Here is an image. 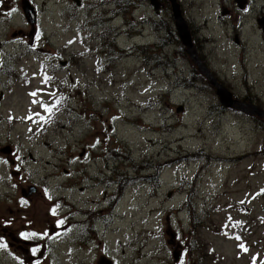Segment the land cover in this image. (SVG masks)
Returning <instances> with one entry per match:
<instances>
[{
    "label": "rangeland",
    "instance_id": "374dc122",
    "mask_svg": "<svg viewBox=\"0 0 264 264\" xmlns=\"http://www.w3.org/2000/svg\"><path fill=\"white\" fill-rule=\"evenodd\" d=\"M32 1L35 35L22 0H0V230L40 233L30 251L49 237L46 264H264V118L223 107L183 46L158 42L148 0ZM179 1L210 74L264 112V0Z\"/></svg>",
    "mask_w": 264,
    "mask_h": 264
},
{
    "label": "water",
    "instance_id": "95a60500",
    "mask_svg": "<svg viewBox=\"0 0 264 264\" xmlns=\"http://www.w3.org/2000/svg\"><path fill=\"white\" fill-rule=\"evenodd\" d=\"M74 1L78 4V0H74ZM169 2L171 3L172 6L175 28L178 32L181 43L185 47V52L187 53L189 59L197 66V69L206 77L209 84L214 87L220 104L225 108H232L247 115H255L257 117L264 118V112L256 108L254 105L242 104L238 102L236 99H232L233 98L232 94L229 91H227L226 88L223 85H221L210 74V72L207 70V68L204 66V64L197 56V53L191 41V36L188 27L179 10V5L177 4L176 0H169ZM22 4H23L22 10L25 14L26 19L28 20V22L31 23V25H34L35 22L34 10L30 7L27 1H23ZM259 28L264 31V21H259ZM3 151H8V150H3ZM35 192L36 190L34 187H30L27 192L23 191L25 197H28ZM175 259H177V254H175ZM102 260L99 261L98 264H105V262ZM106 264L109 263L106 262Z\"/></svg>",
    "mask_w": 264,
    "mask_h": 264
},
{
    "label": "flooded vegetation",
    "instance_id": "af4514ba",
    "mask_svg": "<svg viewBox=\"0 0 264 264\" xmlns=\"http://www.w3.org/2000/svg\"><path fill=\"white\" fill-rule=\"evenodd\" d=\"M150 2H151V0H148V5L150 8H152L153 15L150 13L144 14L143 21H148V20H146V16L147 17L151 16V18L153 17V19H155V17H157L158 21H159L157 24L160 25L165 32H166V28H167V34L164 38H160V42L164 45L168 44L169 42L172 41L171 35H173L174 38L176 35V33L172 27V16L170 17V13H171L170 4L167 0H154L155 7H153V6H151ZM144 3L147 4V1H144ZM250 4H251V0H247L248 7H250ZM117 5H118V9L122 8L124 11H129V9L131 7L137 5V2L135 1L131 5L130 0H121V3L119 1V3ZM225 10L228 11L229 17L233 14L229 8L225 9ZM166 12L169 14V19L165 14ZM127 13H129V12H127ZM159 18H162V21H160ZM259 19H264V8L262 9L261 13L255 17V21L257 22V20H259ZM125 22L129 23L128 20H126ZM166 24H167V26H165ZM188 25H189V23H188ZM190 30H191V28H190ZM156 31H159L158 26L156 27ZM1 98H2V92H0V99ZM20 195L24 199L30 198V196H28L27 198L24 197L22 191H21ZM7 222H9V221H7ZM8 231H9L8 229H5V230L1 229L0 230V244L7 245L6 247H0V251H4V254H5L6 258L8 259V262H11V263L15 262L16 263V257H17L18 251L22 252L24 255H29L31 257L30 248H28L27 246H30L32 244H30V242L25 241L24 239H20L18 236H16V237L13 236V234L10 232L8 233ZM44 239H46V237H44ZM41 246L43 247V245H41ZM178 247H181V246L178 244ZM44 254L45 253H43L41 250H39L36 254V255H39V257L35 258V259L34 258L31 259L32 261L30 260L29 264L30 263L33 264V261H37V264H46L45 260L43 259Z\"/></svg>",
    "mask_w": 264,
    "mask_h": 264
},
{
    "label": "snow or ice",
    "instance_id": "6c2138e0",
    "mask_svg": "<svg viewBox=\"0 0 264 264\" xmlns=\"http://www.w3.org/2000/svg\"><path fill=\"white\" fill-rule=\"evenodd\" d=\"M12 11H16V9H12ZM9 15H11V13H9ZM71 43V42H70ZM48 79H50L49 77H45V82H47V80ZM30 95L31 96H33V97H35L36 95H37V92H32V93H30ZM51 95H55V93H51ZM33 103L35 104V103H38V101H36V100H33ZM41 103V107L46 111V112H48V113H51L52 112V107H49L48 105H46V104H44L43 102H40ZM53 107H54V105H53ZM37 117H39V119L40 120H46V118L45 117H43V116H40V114L39 113H36L35 114ZM29 119H32V117L31 116H29L28 117ZM26 203V202H25ZM51 212H52V214L53 215H55L56 214V208H53V209H51ZM229 219H231V217H229ZM58 224H62L63 223V221H58L57 222ZM36 234L35 233H21V236L24 238V239H28L29 238V236H35ZM236 239H240L239 237H236ZM7 245H5V244H0V247H6ZM247 249H245V251H246ZM38 251V249H36V248H33L32 249V253H33V255H35V253Z\"/></svg>",
    "mask_w": 264,
    "mask_h": 264
},
{
    "label": "trees",
    "instance_id": "16d2710c",
    "mask_svg": "<svg viewBox=\"0 0 264 264\" xmlns=\"http://www.w3.org/2000/svg\"><path fill=\"white\" fill-rule=\"evenodd\" d=\"M172 20H173V18H172ZM168 24V23H167ZM167 24L165 25V26H167ZM172 27H173V24H172ZM188 27H189V30H190V26L188 25ZM166 30H167V28H166ZM191 31V30H190ZM176 33V32H175ZM191 34H192V31H191ZM171 40L172 41H177V43H179V44H181V41L177 38V34L175 35V38H174V36L173 35H171ZM171 41V42H172ZM193 45H194V48L197 50V51H199V48H200V44L197 42V43H193ZM109 49L111 50V49H115L114 48V43H110L109 44ZM183 49H184V47H183ZM191 62V61H190ZM192 63V62H191ZM193 64V63H192ZM194 65V64H193ZM200 75H201V73H200ZM205 82V81H204ZM208 89H209V91H214L215 92V89H214V87L213 86H211L210 84H209V82H205V83H203ZM216 94V93H215ZM236 99V98H235ZM122 188H123V186H121L118 190L119 191H121L122 190ZM190 196H191V194H190ZM190 198V197H189ZM97 220V219H96Z\"/></svg>",
    "mask_w": 264,
    "mask_h": 264
},
{
    "label": "bare ground",
    "instance_id": "6f19581e",
    "mask_svg": "<svg viewBox=\"0 0 264 264\" xmlns=\"http://www.w3.org/2000/svg\"><path fill=\"white\" fill-rule=\"evenodd\" d=\"M120 10L122 11V8Z\"/></svg>",
    "mask_w": 264,
    "mask_h": 264
}]
</instances>
